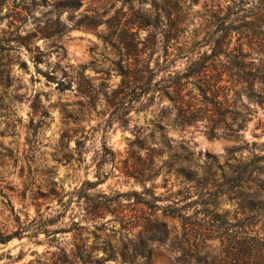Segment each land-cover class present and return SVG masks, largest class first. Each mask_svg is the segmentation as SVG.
Returning <instances> with one entry per match:
<instances>
[{"label":"rangeland","instance_id":"1","mask_svg":"<svg viewBox=\"0 0 264 264\" xmlns=\"http://www.w3.org/2000/svg\"><path fill=\"white\" fill-rule=\"evenodd\" d=\"M1 1L0 264H222L264 106L241 94L243 128L212 137L218 61L188 68L239 0Z\"/></svg>","mask_w":264,"mask_h":264},{"label":"trees","instance_id":"2","mask_svg":"<svg viewBox=\"0 0 264 264\" xmlns=\"http://www.w3.org/2000/svg\"><path fill=\"white\" fill-rule=\"evenodd\" d=\"M228 19L230 24L225 32L213 39L210 55L202 58L201 62L191 64L188 75L205 76L207 61H218L216 67L219 69L216 68L212 83L204 80L199 88L203 96L211 95L214 117L210 131L212 137L220 128L224 136L233 138L244 126V118L238 110L241 94L264 106V0L234 2L232 7H227V14L221 23ZM233 39L234 45L231 43ZM223 73L227 76V86L220 85ZM256 86L260 89L256 90ZM238 165L240 170L225 185L232 188L230 194L236 202L240 218H235L238 222L230 223L224 229L226 239L222 244L224 257L221 263L264 264V237L255 230L257 223L264 222V182L255 177L259 176L261 167L249 157ZM249 184L254 187L248 188ZM211 222L218 228L222 216L211 213ZM186 236L189 237V233ZM13 238L11 234H0V244H6Z\"/></svg>","mask_w":264,"mask_h":264}]
</instances>
